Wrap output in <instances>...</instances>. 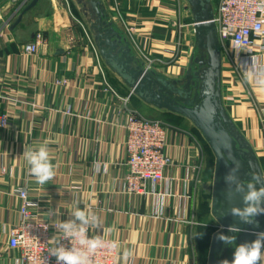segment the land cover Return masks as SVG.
<instances>
[{"label": "crops", "instance_id": "obj_1", "mask_svg": "<svg viewBox=\"0 0 264 264\" xmlns=\"http://www.w3.org/2000/svg\"><path fill=\"white\" fill-rule=\"evenodd\" d=\"M30 1L0 0V113L8 120L0 128V264H18L19 252L6 245L8 228L19 221L18 188H26L38 201L45 218L54 210L51 221L59 224L71 218L77 205L90 210L99 218V227L90 226L89 234L118 241L120 264H208L211 238L221 224L211 212L214 172L209 169L215 159L198 129L132 94L131 108L151 119L169 117L165 152L170 162L163 180L146 182L140 194L127 193L123 119L119 102L102 85L85 36L94 43L88 27L69 0L70 12L83 28L63 0H38L10 29ZM101 1L130 43L131 55L153 59L150 68L158 75L180 80L188 69H197L190 64L195 40L185 0H118V13L132 27V42L116 10L108 0ZM217 1L211 0L213 8ZM38 33L43 41L37 52L23 53L22 46L34 42ZM220 51L223 107L264 174L263 72L237 57L225 61ZM100 62L107 83L126 97L127 85L101 57ZM245 70L252 72L250 78ZM45 141L56 175L39 185L23 152ZM125 250L130 252L127 258Z\"/></svg>", "mask_w": 264, "mask_h": 264}, {"label": "water", "instance_id": "obj_2", "mask_svg": "<svg viewBox=\"0 0 264 264\" xmlns=\"http://www.w3.org/2000/svg\"><path fill=\"white\" fill-rule=\"evenodd\" d=\"M38 0H31L18 14L10 27L13 29ZM194 24L195 52L190 64L197 69L180 80H169L147 67L140 58L131 55L130 43L122 36L107 17L101 0H90L96 27L90 24L92 38L104 63L127 85L130 92L155 108L166 109L188 119L200 132L215 159L213 197L211 212L217 217L221 228L211 238L208 264L233 259L236 245L256 239L254 233L263 232L264 215L257 217L258 225L243 224L238 218L227 214L233 206L243 207L242 194L235 192L231 199L225 198L230 186L225 175L230 168L239 165L238 178L247 183L249 173L263 174L251 145L227 115L221 97V51L213 23L211 0H185ZM81 7V6H79ZM138 58V59H137ZM260 185H257L259 187ZM225 212V216L221 213ZM236 224L241 231L230 233L229 225ZM235 235L236 244L227 245L216 236Z\"/></svg>", "mask_w": 264, "mask_h": 264}, {"label": "built area", "instance_id": "obj_3", "mask_svg": "<svg viewBox=\"0 0 264 264\" xmlns=\"http://www.w3.org/2000/svg\"><path fill=\"white\" fill-rule=\"evenodd\" d=\"M63 1L70 16L76 20L70 12L67 0ZM108 1L111 9L116 10L121 28L132 42V27L123 19L120 12L118 13V0ZM76 22L83 28L78 20ZM211 22L219 40V47L228 54V58L237 57L240 61L253 64L264 75V0H218L213 8ZM6 23L5 21L4 24ZM191 25L194 30V24ZM85 36L94 53L102 85L105 90L112 92L115 100L119 102L118 115L123 119L122 128L125 132L124 189L129 194H140L145 190L146 182L155 184L163 180V171L170 162L165 152L166 124L159 119L148 118L131 108L129 106L131 92L126 97H120L110 87L105 79V71L96 46L86 33ZM41 41H43L42 34H36L34 42L22 46L23 53L35 54ZM140 57L147 67L154 64V60L150 57L144 54ZM7 121L6 114L0 113V128H4ZM3 171L1 169L2 173ZM198 171H200L199 167ZM16 195L21 201L19 221L7 230V247L19 252L18 264H56V258L49 254V250L53 247L51 238L61 234L59 223L51 221L50 214L47 218L42 215L40 204L29 197L26 188H18ZM87 235L93 237L88 230ZM102 239L106 244L115 242L118 247L97 249L95 253L90 254L91 264H120L118 241L110 238ZM61 242L66 247H80L75 240L71 244L68 240Z\"/></svg>", "mask_w": 264, "mask_h": 264}, {"label": "clouds", "instance_id": "obj_4", "mask_svg": "<svg viewBox=\"0 0 264 264\" xmlns=\"http://www.w3.org/2000/svg\"><path fill=\"white\" fill-rule=\"evenodd\" d=\"M245 75L250 78L252 72L245 70ZM261 83H264V80ZM23 156L30 166L31 175L39 185H45L54 179L56 172L46 141L36 147L24 148ZM238 172L239 165L237 164L225 175V183L230 186L229 191L225 193V198L231 199L233 195L231 186L234 185L235 192L242 194L243 207L233 206L227 210V214L238 218L243 224L258 225L257 217L264 215V174L249 173L251 179L244 183L238 178ZM257 185L260 186L257 187ZM50 215H55V211L50 210ZM225 215V212L221 213V216ZM70 217L68 220L60 221L59 232L61 234L51 238L53 247L49 250V254L56 258V264H91L90 254L95 253L97 249L118 247L115 242L106 244L100 235L93 237L87 235L90 226L99 227V218L90 210L81 209L77 205L71 211ZM112 230L107 229V231ZM227 231L238 233L241 229L236 224H232L228 226ZM254 235L255 240L236 245L231 261L224 259L219 261V264H262L264 262V232H256ZM216 238L227 245L236 244L235 235H225L221 232ZM62 240H68L70 244L75 240L80 247H66L61 242ZM129 255L130 252L125 250L124 257L127 258Z\"/></svg>", "mask_w": 264, "mask_h": 264}, {"label": "rangeland", "instance_id": "obj_5", "mask_svg": "<svg viewBox=\"0 0 264 264\" xmlns=\"http://www.w3.org/2000/svg\"><path fill=\"white\" fill-rule=\"evenodd\" d=\"M69 2H70V5L72 7L71 9H73L74 14L84 25H86L88 27V31H90V29H89L90 24H93L92 26L96 27V25L94 24L95 23L94 22L95 16L93 15V13L91 11L90 0H69ZM79 6H81V7H79ZM78 7L80 9L79 11H77ZM89 34L91 35V37H93L92 36L93 34L91 31ZM222 52L224 53L225 61H227L228 60V54L225 53V51H222ZM155 117L158 118L160 121H162L165 124H167V121H169V117L166 115L165 116L159 115V116H155ZM214 164H215V160H212L211 167H210L211 169H209L210 173L214 172ZM213 223H215V222L213 221Z\"/></svg>", "mask_w": 264, "mask_h": 264}]
</instances>
